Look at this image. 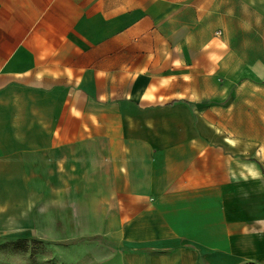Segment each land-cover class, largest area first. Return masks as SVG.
<instances>
[{
  "label": "crops",
  "instance_id": "obj_1",
  "mask_svg": "<svg viewBox=\"0 0 264 264\" xmlns=\"http://www.w3.org/2000/svg\"><path fill=\"white\" fill-rule=\"evenodd\" d=\"M84 238L264 264V0H0V245Z\"/></svg>",
  "mask_w": 264,
  "mask_h": 264
},
{
  "label": "rangeland",
  "instance_id": "obj_2",
  "mask_svg": "<svg viewBox=\"0 0 264 264\" xmlns=\"http://www.w3.org/2000/svg\"><path fill=\"white\" fill-rule=\"evenodd\" d=\"M88 239H77L59 248L40 240H29L23 245L9 241L0 245V264H67L69 259L83 258L94 247ZM100 240L96 238L94 242Z\"/></svg>",
  "mask_w": 264,
  "mask_h": 264
},
{
  "label": "bare ground",
  "instance_id": "obj_3",
  "mask_svg": "<svg viewBox=\"0 0 264 264\" xmlns=\"http://www.w3.org/2000/svg\"><path fill=\"white\" fill-rule=\"evenodd\" d=\"M227 140H228L231 144H233V145L236 144V140H234V139H232V138H228V137H227Z\"/></svg>",
  "mask_w": 264,
  "mask_h": 264
},
{
  "label": "trees",
  "instance_id": "obj_4",
  "mask_svg": "<svg viewBox=\"0 0 264 264\" xmlns=\"http://www.w3.org/2000/svg\"><path fill=\"white\" fill-rule=\"evenodd\" d=\"M15 242H17V243H20V245H23L24 243H27V242H28V240L15 241Z\"/></svg>",
  "mask_w": 264,
  "mask_h": 264
}]
</instances>
